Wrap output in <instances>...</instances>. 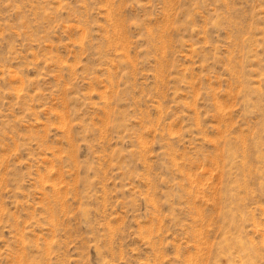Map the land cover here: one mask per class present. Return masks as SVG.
I'll use <instances>...</instances> for the list:
<instances>
[{
    "label": "rangeland",
    "instance_id": "374dc122",
    "mask_svg": "<svg viewBox=\"0 0 264 264\" xmlns=\"http://www.w3.org/2000/svg\"><path fill=\"white\" fill-rule=\"evenodd\" d=\"M0 264H264V0H0Z\"/></svg>",
    "mask_w": 264,
    "mask_h": 264
}]
</instances>
